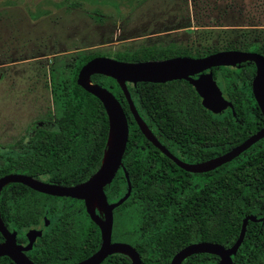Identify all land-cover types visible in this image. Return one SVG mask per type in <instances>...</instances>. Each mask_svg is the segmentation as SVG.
I'll use <instances>...</instances> for the list:
<instances>
[{
    "label": "trees",
    "instance_id": "16d2710c",
    "mask_svg": "<svg viewBox=\"0 0 264 264\" xmlns=\"http://www.w3.org/2000/svg\"><path fill=\"white\" fill-rule=\"evenodd\" d=\"M99 16L95 11L92 18L100 22ZM220 50L250 51L264 56V44L241 41L200 48L173 44L141 47L106 55L134 63L178 56L196 58ZM96 56L101 55L92 53L78 59L64 91L51 89L53 102L61 108L50 124L53 129L33 126L31 136L13 144L15 160L0 174L19 173L50 184L74 186L97 171L107 146V116L100 102L75 83L80 66ZM210 71L221 94L232 105L220 114L205 110L193 87L184 80L125 84L138 116L150 133L171 155L186 164L224 154L264 124L250 92L254 73L251 62ZM90 81L105 88L119 102L128 129L121 167L127 174L130 192L113 209L111 240L115 238L114 215L138 202L146 203V212L130 231L134 238L123 239L138 253L141 264H168L174 253L191 242L207 241L229 247L238 235L241 220L252 215L261 220L247 222L230 264H264L258 256L264 249V138L227 163L207 172L191 173L144 138L113 79L92 75ZM192 185L194 189L187 193ZM103 191L108 202H115L125 193L126 180L121 168ZM9 197L16 204L26 202L28 206L22 209L16 206L11 217L6 208ZM70 202L79 208L65 207ZM41 217L49 225L43 228L30 250L23 253L33 263L72 264L97 249L99 231L85 214L81 201L44 195L18 183L6 185L0 193V222L16 232L17 243L25 242L24 231L39 223ZM216 263L214 255L199 253L188 256L180 264ZM0 264L13 263L0 257ZM100 264H130V260L115 253Z\"/></svg>",
    "mask_w": 264,
    "mask_h": 264
},
{
    "label": "rangeland",
    "instance_id": "374dc122",
    "mask_svg": "<svg viewBox=\"0 0 264 264\" xmlns=\"http://www.w3.org/2000/svg\"><path fill=\"white\" fill-rule=\"evenodd\" d=\"M238 41L264 44V0H0V146L51 126L61 109L51 89H66L83 55ZM16 206L28 205L7 199L11 213ZM147 207L138 202L114 215L113 241L133 239ZM258 256L264 261V249Z\"/></svg>",
    "mask_w": 264,
    "mask_h": 264
},
{
    "label": "water",
    "instance_id": "95a60500",
    "mask_svg": "<svg viewBox=\"0 0 264 264\" xmlns=\"http://www.w3.org/2000/svg\"><path fill=\"white\" fill-rule=\"evenodd\" d=\"M244 62H251L254 66L253 77L250 81V92L264 122V56L258 53L240 50H220L196 58L178 56L159 61L134 63L117 61L103 56H96L89 59L78 69L75 83L82 90L95 97L102 105L108 120L106 141L109 136L110 126L113 127L114 142L111 149L108 151L105 160L102 162L105 151L104 147L100 166L97 171L88 180L78 185L63 186L50 184L24 174L10 173L0 177V189L6 184L18 183L44 195L82 201L85 214L98 228L100 241L97 249L93 253L72 264H100L108 255L115 253L126 255L130 260V264H141L138 253L130 244L111 240L113 209L125 201L130 192L127 174L121 167V158L125 149L128 134L126 118L119 102L114 96L105 88L91 82L90 76L102 75L113 79L116 82L127 102L130 114L141 132L131 110L132 101L125 87L126 83H166L170 81L184 80L193 87L195 93L200 98L201 106L205 110L212 114H220L227 108L231 109L232 105L221 94L210 69L215 67L234 66ZM118 81L122 82L123 87L117 83ZM145 128L150 134L151 139H148L142 132L141 134L147 141L177 166L191 173L207 172L227 163L248 149L256 141L264 138L263 124V126L256 132L224 154L203 162L187 163L189 165H198L210 160H215L213 168L206 171H193L187 168L183 162L177 160L171 155L161 144L158 143L146 126ZM119 168L122 169L126 180V191L115 202H108L103 188L111 182ZM93 202L97 204L99 210L102 212L103 219L96 216L91 211V205ZM256 220L261 219H256L252 215L245 216L241 220L236 239L229 247H223L220 244L207 241L191 242L174 253L168 264H180L181 261L188 256L199 253L214 255L217 258L216 264H230L231 256L235 254L237 248L241 244L247 222H254ZM45 224H47L46 220ZM40 235V230H27L25 233L27 243L22 246L16 243L15 232H9L0 222V236L2 238V241H0V257L8 258L13 264H35L25 257L23 253L30 250L35 238L40 237Z\"/></svg>",
    "mask_w": 264,
    "mask_h": 264
},
{
    "label": "flooded vegetation",
    "instance_id": "af4514ba",
    "mask_svg": "<svg viewBox=\"0 0 264 264\" xmlns=\"http://www.w3.org/2000/svg\"><path fill=\"white\" fill-rule=\"evenodd\" d=\"M194 77H196V76H194ZM39 127H43V128H48V129H53V127L52 126H39ZM32 130H31V133L29 134V136H31L32 135ZM28 136V137H29ZM15 143V142H14ZM13 143V144H14ZM13 144H11V145H8L7 147H3V146H0V171L1 170H3L4 168H5V166L6 165H8V166H10L11 167V165H12V163L14 162V160H15V151H14V149L12 148L13 147ZM3 154H5V155H3ZM10 173H12V172H10ZM9 172H7V173H2V174H0V177L1 176H3V175H5V174H10ZM10 184H12V183H10ZM6 185H8V184H6ZM6 185H4L1 189H0V191L1 192H3L5 189H6ZM0 192V193H1ZM56 198H62V197H56ZM9 199H11L10 197H9ZM79 201V200H78ZM82 202V201H81ZM82 205H83V203H82ZM6 208H7V212H8V214H9V216H11V217H13L14 215H15V212L13 211L12 213L10 212V210L8 209V207L6 206ZM9 220L12 222V219H10L9 218ZM45 220L47 221V219L46 218H44V217H41L40 218V222L39 223H36V225H32V226H30V227H28V228H26V230L24 231V238H25V242L23 243V244H20V243H17V244H19V245H22V246H24L26 243H27V240H26V237H25V233H26V231L27 230H29V229H35V230H40V231H42L43 230V228H45V227H47L49 224H48V221H47V224H45ZM4 226V225H3ZM5 227V226H4ZM6 228V227H5ZM9 232H12V231H14V230H11V229H8V228H6ZM15 232V231H14ZM1 237V236H0ZM15 239H16V232H15ZM36 239V238H35ZM1 241H2V238H1ZM35 241V240H34ZM34 243V242H33ZM32 243V244H33ZM32 246V245H31Z\"/></svg>",
    "mask_w": 264,
    "mask_h": 264
},
{
    "label": "bare ground",
    "instance_id": "6f19581e",
    "mask_svg": "<svg viewBox=\"0 0 264 264\" xmlns=\"http://www.w3.org/2000/svg\"><path fill=\"white\" fill-rule=\"evenodd\" d=\"M121 87H123V84L121 81H118L117 82ZM131 110L136 118V121L139 125V128L141 129L143 135H145L148 139H151V136L150 134L148 133L147 129L145 128L144 124L142 123V121L139 119L140 117L138 116L135 108H134V105L132 103V106H131ZM113 142H114V135H113V127L110 126V129H109V136H108V139H107V142H106V145L105 148L106 150L104 151V155H103V159H102V162L105 160L106 158V155L108 153V151L111 149L112 145H113ZM185 166L193 171H206V170H209L211 168L214 167L215 165V160H210V161H207L205 163H201V164H198V165H189V164H186L184 163ZM91 211L96 214V212H100L97 204L95 202L92 203L91 205Z\"/></svg>",
    "mask_w": 264,
    "mask_h": 264
}]
</instances>
